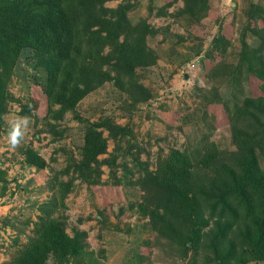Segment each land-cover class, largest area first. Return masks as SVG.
I'll return each instance as SVG.
<instances>
[{"label":"rangeland","instance_id":"1","mask_svg":"<svg viewBox=\"0 0 264 264\" xmlns=\"http://www.w3.org/2000/svg\"><path fill=\"white\" fill-rule=\"evenodd\" d=\"M105 4L127 5L132 23L149 24L147 45L157 60L136 71L151 96L133 103L127 92L108 81L74 109L59 113L61 105L50 104L45 94L43 62L34 50L22 51L1 126L0 264H12L38 236V229L54 220L70 236L83 234L79 254L61 264H240L220 262L199 248L186 250L162 235L135 181L139 161L154 170L172 149L194 155L212 141L222 149H235L229 115L252 93L261 94V81L249 75L245 63L254 60L259 66L254 54L262 40L247 30L243 48L242 33L250 7L264 9V0H207L196 14L187 11L185 0ZM216 37L228 42L225 51H212ZM258 54L264 57L260 49ZM102 118L130 126L133 134L120 141L109 138L108 152L100 156L105 159L103 182L90 185L67 167L80 159L86 121ZM260 158L264 165V149ZM45 264L59 263L51 254Z\"/></svg>","mask_w":264,"mask_h":264},{"label":"trees","instance_id":"2","mask_svg":"<svg viewBox=\"0 0 264 264\" xmlns=\"http://www.w3.org/2000/svg\"><path fill=\"white\" fill-rule=\"evenodd\" d=\"M107 0H0V137L10 98L12 73L24 49H32L47 70L45 94L59 113L74 109L92 89L112 82L127 92L133 103L147 101L151 93L140 82L137 68L153 65L157 56L147 45L150 26L134 24L129 7L112 8ZM192 14L201 13L207 0H185ZM242 33L252 31L262 40L254 60L246 59L249 75L261 81L260 92L249 95L229 115L235 149H222L214 141L192 155L172 149L154 170L139 161L135 181L143 191V205L162 235L186 250L199 248L220 262L264 260V9L252 5ZM222 37L212 41V51H225ZM105 49L108 52L105 53ZM109 135L105 136L104 131ZM128 125L110 118L86 121L80 159L67 167L90 185L101 184L102 154L109 138L131 137ZM34 159V158H33ZM34 162V161H32ZM65 191L69 184H65ZM38 236L12 264H45L51 254L58 263L79 254L82 233L70 236L59 221L38 229Z\"/></svg>","mask_w":264,"mask_h":264}]
</instances>
